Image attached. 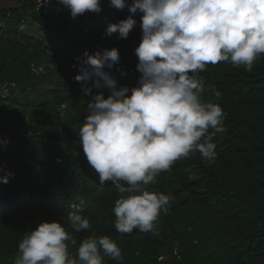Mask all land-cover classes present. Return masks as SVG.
<instances>
[{
	"label": "trees",
	"instance_id": "1",
	"mask_svg": "<svg viewBox=\"0 0 264 264\" xmlns=\"http://www.w3.org/2000/svg\"><path fill=\"white\" fill-rule=\"evenodd\" d=\"M101 3L103 11L90 12L88 31L79 35L82 15L43 16L29 0L0 5V178L9 175L7 183L0 180V264H12L19 242L41 221L59 220L71 232L67 215L77 206L91 228L72 233L78 241L69 247L73 255L95 232L116 241L119 264H264V55L251 71L219 62L196 73L222 93L226 132L215 137L217 158L206 163L193 152L159 173L147 187L171 194L169 213H161L153 230L121 234L113 212L121 194L110 181L101 186L81 146L72 145L89 100L81 83L71 82L85 50L93 53L99 43L101 50L117 47V67L127 72L121 78L112 70L120 82L133 86L140 75L134 52L140 14L126 39L109 36L107 25L129 11ZM38 30L57 33L58 46L39 38ZM40 65L43 73L31 71ZM205 99L216 102L208 93ZM105 264L117 261L106 257Z\"/></svg>",
	"mask_w": 264,
	"mask_h": 264
},
{
	"label": "clouds",
	"instance_id": "2",
	"mask_svg": "<svg viewBox=\"0 0 264 264\" xmlns=\"http://www.w3.org/2000/svg\"><path fill=\"white\" fill-rule=\"evenodd\" d=\"M50 3L51 0H43ZM72 19L103 11L101 0H58ZM109 7L129 15L109 23L106 35L126 39L140 14L141 40L134 52L140 73L135 85L117 67V47L84 52L75 80L89 97L79 129L80 144L101 186L111 182L121 195L114 202L115 228L121 233L153 230L168 214L171 194L147 187L173 164L199 152L206 163L217 158L215 137L226 132L221 91L196 73L208 64L230 62L251 71L264 55V0H109ZM108 94L105 96V91ZM205 93L215 98L205 99ZM7 183L9 175L0 178ZM71 232L59 220H44L18 244L12 264H119L122 249L108 235L95 232L79 241L72 233L91 228L80 207L67 215Z\"/></svg>",
	"mask_w": 264,
	"mask_h": 264
},
{
	"label": "built area",
	"instance_id": "3",
	"mask_svg": "<svg viewBox=\"0 0 264 264\" xmlns=\"http://www.w3.org/2000/svg\"><path fill=\"white\" fill-rule=\"evenodd\" d=\"M3 0H0V5L1 2ZM23 1H28V0H15V2H23ZM32 1L34 4V11L37 12L40 15L43 16H54V17H58V16H64V15H70L69 11L66 10L63 5H60L58 3V0H51L50 3H44L43 0H29ZM132 0H128V3H131ZM90 12H86L84 15H82V21L80 23L79 29H77L76 33L79 34H84L88 31V14ZM73 32V30H69V33L71 34ZM105 38V34L101 35V39ZM102 43H99L96 45V49H99L101 47ZM74 63L78 64L79 63V58L77 56H73L72 57ZM45 70V66L44 65H40V66H34L32 67L31 71L35 74H40L43 73ZM71 82L73 83H78L75 80V75L71 76ZM6 137V135H5ZM72 145L75 147H80V144L78 143L77 139H74L72 141ZM56 162H60L61 159L59 157H57L55 159ZM176 253V252H175Z\"/></svg>",
	"mask_w": 264,
	"mask_h": 264
},
{
	"label": "rangeland",
	"instance_id": "4",
	"mask_svg": "<svg viewBox=\"0 0 264 264\" xmlns=\"http://www.w3.org/2000/svg\"><path fill=\"white\" fill-rule=\"evenodd\" d=\"M15 3H16L15 0H3L1 2V6L4 5L5 7H14ZM29 32H31L30 29H29ZM37 35L41 39H43V38L47 39V43L50 46L55 45V47H57L58 44H59V37H58L57 33H54V32L53 33L52 32H43L41 30H38V34Z\"/></svg>",
	"mask_w": 264,
	"mask_h": 264
}]
</instances>
